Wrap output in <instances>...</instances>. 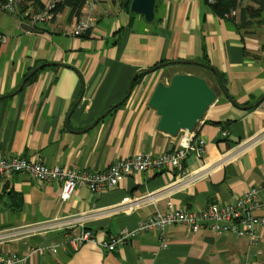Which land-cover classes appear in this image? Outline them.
<instances>
[{
    "label": "crops",
    "instance_id": "crops-1",
    "mask_svg": "<svg viewBox=\"0 0 264 264\" xmlns=\"http://www.w3.org/2000/svg\"><path fill=\"white\" fill-rule=\"evenodd\" d=\"M253 7L254 0H240L234 18H219L206 0H156L148 24L116 0H97L98 20L82 38L69 34L67 11L38 24L0 11V36L7 38L0 44V157L35 156L47 166L96 173L135 154L171 152L184 135L157 131L158 116L147 101L158 82L168 84L179 74L203 78L217 94L191 135L204 141V154H189L185 172L197 173L237 150L264 128V13L239 26L240 10ZM204 61L226 95L207 67L177 63ZM156 66L137 76L127 96L132 77ZM263 180L264 141L182 188L173 172L147 171L101 193L80 185L62 202L60 182L40 184L18 173L0 179V256L17 255L23 264H264V228L257 244L204 229L190 234L181 224L141 232L112 252L66 243L83 231L108 241L169 207L220 206L254 187L264 196ZM150 194L158 198L139 209H116L126 197Z\"/></svg>",
    "mask_w": 264,
    "mask_h": 264
},
{
    "label": "built area",
    "instance_id": "built-area-1",
    "mask_svg": "<svg viewBox=\"0 0 264 264\" xmlns=\"http://www.w3.org/2000/svg\"><path fill=\"white\" fill-rule=\"evenodd\" d=\"M119 0H116L118 2ZM22 0H3L0 2V11L18 16L19 20L29 24L49 22L53 17L54 0L45 4L43 10L36 9L32 5L19 8ZM217 0H206L208 5H213ZM82 8L78 18H73L70 24L69 34L75 38L84 36L96 24L98 20L97 0H82ZM234 14V13H231ZM225 17H229L226 15ZM59 28V27H57ZM7 38L0 36V44L6 43ZM222 138L228 137L226 130L221 132ZM264 141V128L256 136L246 140L240 148L220 157L210 166L197 173L188 174L183 168V161L189 154L200 157L204 154L205 143L200 138L190 137L180 147L171 152L153 157L150 154L139 153L131 157L119 160L108 168L96 173H89L74 168H62L59 166H47L38 157H0V179H10L18 173L28 174L35 182L51 184L55 181L61 183L60 200L65 202L78 186H85L92 194L111 190L118 186L119 181L132 174H143L147 171H169L180 178V187H187L228 162L237 158L240 154ZM264 188V180L262 181ZM158 198L157 194H150L142 198L126 197L116 209L133 211L141 208L146 203H152ZM79 219V218H78ZM77 220V219H76ZM181 224L188 233L195 234L204 229L213 234L227 233L234 236L246 237L250 244L260 241L261 229L264 228V196L259 188H251L242 196L235 198L224 205H210L201 210H174L171 207L160 215L149 217L141 221L134 230H122L108 241L97 240V237L87 231L78 236L68 238L66 243L73 249L84 244L98 245L107 252H112L124 243L138 236L141 232L156 230L163 232L165 227ZM160 247L166 248L167 243L160 241ZM54 247L41 249L39 252H50ZM0 264H23V259L17 255L7 257L0 256Z\"/></svg>",
    "mask_w": 264,
    "mask_h": 264
},
{
    "label": "water",
    "instance_id": "water-1",
    "mask_svg": "<svg viewBox=\"0 0 264 264\" xmlns=\"http://www.w3.org/2000/svg\"><path fill=\"white\" fill-rule=\"evenodd\" d=\"M155 1L156 0H131L129 12L141 16L145 23H152L154 21ZM21 27L23 30L30 29L27 25H22ZM177 63L194 64L204 67V65L196 62ZM43 67L44 65L39 66L24 77L16 90L11 93V96L19 93L26 81ZM157 68L158 66L139 70L130 80L127 96L130 95L133 83L140 73L150 74ZM208 69L216 75L218 84L221 88L220 77L217 72L212 68ZM216 101L217 94L210 88L206 80L197 76L179 74L174 75L168 84L158 82L148 98L147 105L158 116L157 131L170 137H176L182 132L184 135V142H186L195 131L198 123L202 120L205 112L214 105ZM76 104H78V102H76ZM99 120L100 118H98L90 128L94 127Z\"/></svg>",
    "mask_w": 264,
    "mask_h": 264
},
{
    "label": "trees",
    "instance_id": "trees-1",
    "mask_svg": "<svg viewBox=\"0 0 264 264\" xmlns=\"http://www.w3.org/2000/svg\"><path fill=\"white\" fill-rule=\"evenodd\" d=\"M2 1L3 0H0V2ZM130 1L131 0H119L117 3L124 9L126 13H129ZM239 1L240 0H217L215 4L209 6L211 7V10L219 18H225L226 15H229V18H234V14L231 13H235L238 11ZM44 2L45 0H22V2L19 3V8H24L28 5H32L36 9L43 10L45 8ZM254 3H255V7L243 8L240 10L239 13L240 27L244 28L250 26L251 24V21H249L250 19L259 18L261 14L264 13V0H254ZM82 4H83L82 0H54L53 3L54 7L51 10V14L53 17L51 18V20H49V22H53L59 14H62L63 12L66 11L68 13L69 20H73V18H78L82 8ZM87 34L81 36L80 38L86 37ZM204 67L210 68L207 66L206 62L204 63ZM221 90L224 93V95H226V92L224 91L222 85H221Z\"/></svg>",
    "mask_w": 264,
    "mask_h": 264
}]
</instances>
